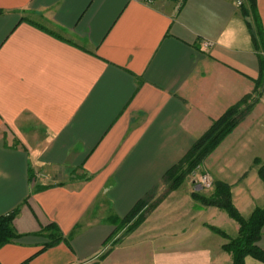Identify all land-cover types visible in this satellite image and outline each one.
<instances>
[{"label": "crops", "instance_id": "obj_1", "mask_svg": "<svg viewBox=\"0 0 264 264\" xmlns=\"http://www.w3.org/2000/svg\"><path fill=\"white\" fill-rule=\"evenodd\" d=\"M237 1L0 0V217L15 214L20 235L0 248V264L180 262L185 246L174 247L168 215L163 230L150 226L100 257L117 219L254 93L264 51ZM257 10L264 30V0ZM213 159L216 181L232 185L234 204L248 211L256 191L264 195L254 163H264V94ZM208 209L219 226V209L201 206L200 216ZM201 218L194 236L206 252V237L221 243ZM50 225L64 237L53 246ZM138 242L151 248L142 262Z\"/></svg>", "mask_w": 264, "mask_h": 264}, {"label": "trees", "instance_id": "obj_2", "mask_svg": "<svg viewBox=\"0 0 264 264\" xmlns=\"http://www.w3.org/2000/svg\"><path fill=\"white\" fill-rule=\"evenodd\" d=\"M2 13L3 11L0 10V15ZM244 15L247 18H252V21H247L248 27L256 47L264 51V30L257 10V0H245ZM255 85L252 95L244 97L240 103L228 109L223 116L215 120L182 161L166 173L163 182L168 185L169 190L180 188L190 174L202 165L203 161L220 146L260 101L264 94V60L262 61V74L255 81ZM254 163L259 166L258 176L264 183V163L260 159H256ZM191 196L201 206L215 207L226 212L240 225L236 238H230L224 231L208 226L212 232L228 240L223 249L231 255L233 264H245L247 257L264 263V251L259 246L264 228V208H257L249 218L245 219L234 205L231 186L222 181H215L214 189L209 194L194 191ZM155 197L156 190L140 200L125 218L117 219L116 229L104 246L108 247L110 244L119 243L120 232L126 227L128 229L125 234H131L143 221L142 211ZM14 218L15 214L0 217V248L20 237L14 228ZM44 233H49L51 239L49 246L64 240L63 235L59 234L54 225L48 226ZM111 249L106 250L102 257H106Z\"/></svg>", "mask_w": 264, "mask_h": 264}, {"label": "rangeland", "instance_id": "obj_3", "mask_svg": "<svg viewBox=\"0 0 264 264\" xmlns=\"http://www.w3.org/2000/svg\"><path fill=\"white\" fill-rule=\"evenodd\" d=\"M213 153L210 154L203 161L202 165L196 171H193L192 174H190L188 179L180 186V188H178L176 190H169L168 185L163 182L161 184V186H159L158 189H156L155 199H153L150 202V204L148 205V207L142 211L143 221L141 222V224L131 234H128V235L125 234L128 227H126V229H122L120 232V236H121L120 241L123 238H126L128 236H132L136 232H141L144 230L147 231L148 229H152L153 226L156 228L162 227L161 225H163V224L159 223V222H163L165 220V216L168 215L173 220V226L175 225L174 230L177 229L176 230L177 231L176 236H174V237H176V241L173 240L174 247L179 246L181 243L185 246L183 252L175 253L177 255V257L174 256L175 261H180V262H178V263L175 262L174 264H184V263H187V264H233L231 255L228 254L227 252H225V250L223 249V246L226 243H228V240L223 239L222 237H220L216 233L212 232L208 226L216 227V228L224 231L230 238H236L239 234L240 225L236 221H234L232 218H230L226 212L221 211V210H218V211H220L219 213H221L226 220H224L222 215H221V217L214 216V217H216L214 220H217V221H214L213 224H216V222H217L219 224V226L210 225L208 222V221H210V219H209L210 217H209V213H208L209 209L207 210V213L205 215L201 214V216H200V210H198V209L201 206H200V204H198V205L194 204L195 201L192 199V196H191V194L194 191H197V192L201 191L205 194H209L213 191L214 182L217 180L213 174L214 171H216V168L214 167L215 165L213 162V160H214L213 159ZM256 168L258 171L259 166L256 165ZM226 174H229V173H226ZM204 175H207L211 178V180L213 182V186L211 189L203 188L202 184L200 183L201 178ZM252 175H254V172H252V171L244 173L243 176H241L240 180L243 181L244 178H247V177L250 178V176H252ZM230 186H231V190H233L232 185H230ZM256 194H257V197H255V199L252 200V204H251L250 208L248 209V211L246 209H245L246 212H245V210L242 209L243 213H241L239 211L245 219L249 218L250 215L257 208H264V195L258 196L259 191H258V193L256 191ZM232 196H233V191H232ZM240 200H242V199H240ZM195 203H197V202H195ZM206 208H210V207H206ZM213 208H215V207H213ZM236 208H237V206H236ZM216 215H218V214H216ZM200 217H203L201 219L206 221V223L204 224L205 228L210 230L211 233H213L212 234L213 237H215L217 239L219 238L220 243H221V244H219L216 242V240L209 239L208 237H206L205 242L207 244L209 243L208 245H209V248L211 249L210 251H206V252H202V250L200 251V238H199V241H197L196 236H194V235H196L195 230H197V229L200 230V228H199ZM188 224L189 225L191 224V226H188ZM150 226H152V227H150ZM160 229L163 230V228H160ZM180 229L189 230L187 233L191 232V230L194 232L191 233L192 236L186 237L187 234H181L179 232ZM181 235H183L184 237ZM181 237H183V238H181ZM179 239H182V240H180L181 242L179 241ZM138 244H140L138 250L141 249V253H140L141 258H140V260H137V261L142 262L143 259H145L146 257H149V255L151 254V251H150L151 248H150L148 243H147L148 245L145 244L144 242H138ZM175 244H177V245H175ZM113 246H114L113 244L112 245L110 244L104 250V253L106 252V250L113 248ZM145 248H149V250L146 252L145 250H143ZM175 248H177V247H175ZM162 254H165V253H162ZM167 254H168V256H170L171 253H167ZM181 255L188 257L189 261L186 262V261L181 260L180 259ZM106 257H100V258L102 259V258H106ZM133 259H134V257L131 255H129L128 257H127V255H120L119 257L113 258V260H109V261H114L117 263L121 262V263H125V264H132L134 261ZM143 262H145V261H143ZM143 262H142V264H143ZM103 264H105V263H103ZM106 264H107V262H106ZM147 264H149V263H147Z\"/></svg>", "mask_w": 264, "mask_h": 264}, {"label": "built area", "instance_id": "obj_4", "mask_svg": "<svg viewBox=\"0 0 264 264\" xmlns=\"http://www.w3.org/2000/svg\"><path fill=\"white\" fill-rule=\"evenodd\" d=\"M134 1L146 4V5H153L157 0H134ZM237 2H238L239 6L242 5V2L240 0H238ZM204 46L205 47H209L210 43H208V42L204 43ZM200 183L202 184L203 188H206V189H211L212 186H213V182H212L211 178L209 176H207V175H204L201 178Z\"/></svg>", "mask_w": 264, "mask_h": 264}]
</instances>
